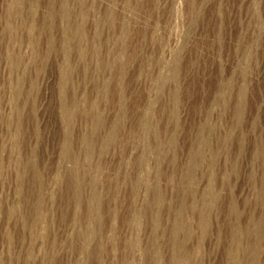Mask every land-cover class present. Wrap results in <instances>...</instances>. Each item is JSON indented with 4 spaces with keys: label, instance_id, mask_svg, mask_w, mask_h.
<instances>
[{
    "label": "rangeland",
    "instance_id": "obj_1",
    "mask_svg": "<svg viewBox=\"0 0 264 264\" xmlns=\"http://www.w3.org/2000/svg\"><path fill=\"white\" fill-rule=\"evenodd\" d=\"M0 264H264V0H0Z\"/></svg>",
    "mask_w": 264,
    "mask_h": 264
}]
</instances>
